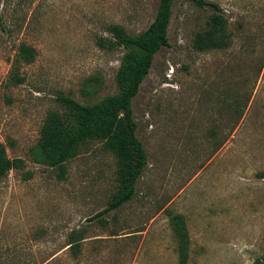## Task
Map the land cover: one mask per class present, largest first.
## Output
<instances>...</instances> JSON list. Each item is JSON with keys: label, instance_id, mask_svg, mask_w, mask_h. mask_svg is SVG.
Returning a JSON list of instances; mask_svg holds the SVG:
<instances>
[{"label": "rangeland", "instance_id": "obj_1", "mask_svg": "<svg viewBox=\"0 0 264 264\" xmlns=\"http://www.w3.org/2000/svg\"><path fill=\"white\" fill-rule=\"evenodd\" d=\"M210 1L230 18L232 45L197 50L213 11L174 1L169 45L132 103L147 168L134 198L100 216L118 191L115 154L88 140L61 176L42 160V127L65 111L61 94L94 103L118 91L128 49L108 46L110 27L140 34L159 1H1L0 144L24 166L0 178V264H183L172 214L187 224L185 264L264 257V0ZM22 44L33 61L18 59ZM77 230L79 254L68 246Z\"/></svg>", "mask_w": 264, "mask_h": 264}, {"label": "trees", "instance_id": "obj_2", "mask_svg": "<svg viewBox=\"0 0 264 264\" xmlns=\"http://www.w3.org/2000/svg\"><path fill=\"white\" fill-rule=\"evenodd\" d=\"M0 0V23L3 21ZM154 21L138 35L128 33L120 24L110 27L112 37L107 40L109 47H124L116 74L118 91L94 103H82L68 95H59L57 100L66 108L64 112L52 111L48 114L39 141L44 163L58 167L60 175L67 172L66 163L79 155L81 146L88 140H97L104 149L117 158L118 191L108 207L97 216L116 210L131 201L136 194V184L148 165V155L143 142L137 136V121L134 117L133 99L140 91L152 67L155 54L169 45V25L175 0H158ZM200 7H210L212 14L206 25L196 32L193 45L199 51L229 48L233 43L230 18L221 5L210 0H189ZM35 48L22 44L18 59L26 62L34 60ZM16 82L23 77L14 74ZM100 84H93L92 92L98 94ZM24 160L8 155L4 144H0V178L14 168H22ZM174 231L179 238L180 255L186 263L189 250V232L185 218L181 214L171 215ZM85 237L82 230L69 235V248L79 254ZM254 264H264V257Z\"/></svg>", "mask_w": 264, "mask_h": 264}]
</instances>
